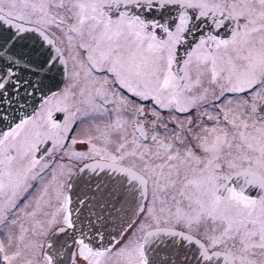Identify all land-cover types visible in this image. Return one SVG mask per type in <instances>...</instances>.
I'll return each mask as SVG.
<instances>
[{"label":"snow or ice","instance_id":"1","mask_svg":"<svg viewBox=\"0 0 264 264\" xmlns=\"http://www.w3.org/2000/svg\"><path fill=\"white\" fill-rule=\"evenodd\" d=\"M0 264H264V0H0Z\"/></svg>","mask_w":264,"mask_h":264}]
</instances>
